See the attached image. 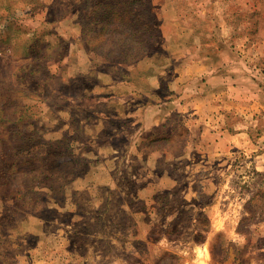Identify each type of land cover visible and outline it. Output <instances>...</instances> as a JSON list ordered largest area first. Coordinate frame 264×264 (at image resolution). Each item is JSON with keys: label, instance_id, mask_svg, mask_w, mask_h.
I'll use <instances>...</instances> for the list:
<instances>
[{"label": "rangeland", "instance_id": "rangeland-1", "mask_svg": "<svg viewBox=\"0 0 264 264\" xmlns=\"http://www.w3.org/2000/svg\"><path fill=\"white\" fill-rule=\"evenodd\" d=\"M114 2L0 0V264H264V0Z\"/></svg>", "mask_w": 264, "mask_h": 264}, {"label": "trees", "instance_id": "trees-1", "mask_svg": "<svg viewBox=\"0 0 264 264\" xmlns=\"http://www.w3.org/2000/svg\"><path fill=\"white\" fill-rule=\"evenodd\" d=\"M113 8H104L97 14L98 27L95 40L88 39V49L110 61L130 64L136 52L144 50V43L153 37L155 16L151 11V0H111ZM121 1V2H119ZM152 17L147 20V17ZM97 21L92 20V25ZM83 32L93 33L90 21H78ZM90 25V28L88 27ZM94 32V33H95ZM219 43L215 50L221 49ZM67 49V46L65 45ZM214 50V51H215ZM216 50V51H217ZM143 52V51H142ZM50 156L48 155V159ZM37 186H41L38 184Z\"/></svg>", "mask_w": 264, "mask_h": 264}, {"label": "crops", "instance_id": "crops-1", "mask_svg": "<svg viewBox=\"0 0 264 264\" xmlns=\"http://www.w3.org/2000/svg\"><path fill=\"white\" fill-rule=\"evenodd\" d=\"M221 41H222V43H221ZM221 41H220V44H221V46H222L221 49H223L225 43L223 42L222 38H221Z\"/></svg>", "mask_w": 264, "mask_h": 264}]
</instances>
